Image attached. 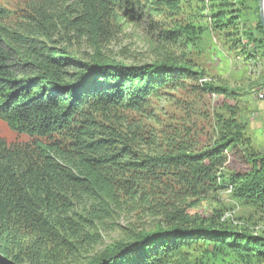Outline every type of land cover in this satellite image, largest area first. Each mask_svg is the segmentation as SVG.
Returning <instances> with one entry per match:
<instances>
[{
	"label": "trees",
	"instance_id": "obj_1",
	"mask_svg": "<svg viewBox=\"0 0 264 264\" xmlns=\"http://www.w3.org/2000/svg\"><path fill=\"white\" fill-rule=\"evenodd\" d=\"M64 1L65 14L84 34H107L108 26L119 22L118 12L125 24L143 17L144 7L132 0ZM191 2L158 0L160 8H153L158 15L191 21L162 32L168 43H190L204 34L192 22L197 18L190 14ZM200 2L210 14L199 18L209 19L222 34L239 33L244 13L234 7L243 6V0ZM9 18L0 6V121L17 134L50 142L16 149L0 141V264H174L186 262V249L197 244L209 245L211 255H231L239 264H264V235L222 222V210L212 218L190 216L172 200L232 189L235 199L264 217V153L254 149L237 108L223 103L216 137L202 150L185 141L193 135L185 124L158 133L106 120L119 111L145 113L165 89L187 82L226 99L235 92L199 85L205 73L190 60L129 66L99 56L82 62L67 48L13 31ZM256 29L264 37L262 22ZM245 37L253 53L263 49L264 55L262 39L251 32ZM56 136L68 142H55ZM158 145L166 152L155 151ZM232 154L248 168L220 179ZM125 206L143 208L163 223L129 229L122 241L96 252L113 209Z\"/></svg>",
	"mask_w": 264,
	"mask_h": 264
},
{
	"label": "rangeland",
	"instance_id": "obj_2",
	"mask_svg": "<svg viewBox=\"0 0 264 264\" xmlns=\"http://www.w3.org/2000/svg\"><path fill=\"white\" fill-rule=\"evenodd\" d=\"M200 1L192 0L190 14L192 18L198 19L192 21L195 26L205 32L200 39L184 44L168 43L162 37V32L173 31L177 25L191 21H186L181 16L156 14L153 8H160L157 5L158 0H132L138 7H144L143 17L139 22L125 24L118 12L119 22L111 23L108 33L100 36L84 34L77 27V22L65 14L64 0H0V6L10 12L9 24L13 31H25L49 44L53 43V46L67 48L71 56L79 61L90 62L95 57L103 56L108 61L130 66L152 64L168 58L190 60L205 73L204 77L212 80L214 86H223L236 94L234 98L226 99L194 89L187 82L175 89H165L161 96L153 100L152 106L145 113L139 115L135 112L119 111L113 115L108 114L106 120H111L110 124L122 128L140 124L158 133L169 126L185 124L193 130L191 138H185V141L193 145L195 150H202L215 139L217 114L223 113L221 108L223 103H227L237 108L239 119L248 125V136L252 139L254 149L264 153V98L260 97L264 88V55L263 49L253 53L254 46L249 45L245 37L246 32H251L258 39H262L264 46V37L256 29L259 21L264 28L262 2L243 0V6L236 5L234 10L242 9L244 13L239 21V33L236 34V30L230 29L222 34L212 28L209 19L199 18L210 14L207 9L206 12L202 11ZM250 52L255 57L250 59ZM53 140L59 143L68 142L64 136H56ZM0 141L17 149L26 145L32 147L39 142L49 143L50 139L29 138L17 134L0 121ZM166 149L165 145L155 147L158 152H166ZM247 168L244 159L232 154L218 177L222 179L229 171L241 172ZM172 200L176 207H180L190 216L212 218L217 210H222V222L229 225L249 230L256 226L264 227V217L260 213L238 201L227 191L205 198L181 195ZM124 203L123 201L122 204ZM113 210V218L108 228L98 236L99 245L94 249L96 252L122 241L129 229L137 227L148 230L163 223V218H149L143 208L132 210L125 206ZM207 250L209 245H192L184 253L186 262L177 259L174 264H239L231 255L215 256L207 253Z\"/></svg>",
	"mask_w": 264,
	"mask_h": 264
},
{
	"label": "built area",
	"instance_id": "obj_3",
	"mask_svg": "<svg viewBox=\"0 0 264 264\" xmlns=\"http://www.w3.org/2000/svg\"><path fill=\"white\" fill-rule=\"evenodd\" d=\"M212 83V80L207 78V77H203V78H200L199 80V85L201 86H204L206 84H211ZM260 97L261 98H264V88L260 94ZM227 193L229 194H232V189L228 190ZM236 225H239V226H244V224H239V223H235ZM251 231H253V234L255 235H264V227L262 226H256V227H252V229H250Z\"/></svg>",
	"mask_w": 264,
	"mask_h": 264
},
{
	"label": "bare ground",
	"instance_id": "obj_4",
	"mask_svg": "<svg viewBox=\"0 0 264 264\" xmlns=\"http://www.w3.org/2000/svg\"><path fill=\"white\" fill-rule=\"evenodd\" d=\"M262 10H263V14H264V0H262Z\"/></svg>",
	"mask_w": 264,
	"mask_h": 264
},
{
	"label": "water",
	"instance_id": "obj_5",
	"mask_svg": "<svg viewBox=\"0 0 264 264\" xmlns=\"http://www.w3.org/2000/svg\"><path fill=\"white\" fill-rule=\"evenodd\" d=\"M261 2H262V0H261ZM262 21H263V16H262Z\"/></svg>",
	"mask_w": 264,
	"mask_h": 264
}]
</instances>
